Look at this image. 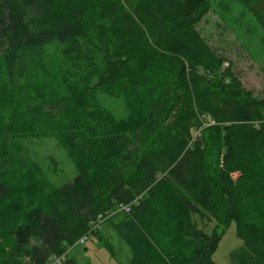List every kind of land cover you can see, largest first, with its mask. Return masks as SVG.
I'll return each instance as SVG.
<instances>
[{"label": "trees", "instance_id": "16d2710c", "mask_svg": "<svg viewBox=\"0 0 264 264\" xmlns=\"http://www.w3.org/2000/svg\"><path fill=\"white\" fill-rule=\"evenodd\" d=\"M233 1L264 48V0ZM210 8L0 0V132L53 137L77 169L47 187L35 171L0 172V264L62 254L60 264H79L70 248L103 224L129 245L128 264H214L232 221L243 242L234 264H264V94L245 88L202 35ZM99 94L119 99L124 114Z\"/></svg>", "mask_w": 264, "mask_h": 264}, {"label": "rangeland", "instance_id": "374dc122", "mask_svg": "<svg viewBox=\"0 0 264 264\" xmlns=\"http://www.w3.org/2000/svg\"><path fill=\"white\" fill-rule=\"evenodd\" d=\"M211 8L198 25L202 35L219 53L225 54L233 63V71L243 86L256 95L264 94V48L261 45L262 31L253 18L242 12L241 5L233 0H210ZM11 76L7 72L3 82L9 85ZM99 101L116 115L124 114L119 99L99 94ZM0 148L6 155L0 160V172L10 171L14 175H38L37 187L60 186L71 181L77 169L64 148L53 137L16 136L0 132ZM22 181L21 184H23ZM39 189L36 191L38 192ZM119 219V218H118ZM116 219V220H118ZM207 232H211L214 220L205 221ZM99 235L89 233L86 240L69 250V255L79 264H128L131 257L129 245L121 239L116 229L108 224L99 228ZM243 246L236 235L232 221L225 229L212 258L214 264H234L232 255ZM22 264H28L23 260Z\"/></svg>", "mask_w": 264, "mask_h": 264}, {"label": "built area", "instance_id": "2783aa9c", "mask_svg": "<svg viewBox=\"0 0 264 264\" xmlns=\"http://www.w3.org/2000/svg\"><path fill=\"white\" fill-rule=\"evenodd\" d=\"M118 209L123 211V212L129 213L131 211V204H121ZM104 218H105V216L102 213H99L95 217L91 218V220L89 221V224L91 226V230L100 226L102 224ZM89 233L80 237L79 240L76 242V244L83 243L86 240L87 235ZM63 259H64V254H62L60 256H52L51 264H60Z\"/></svg>", "mask_w": 264, "mask_h": 264}]
</instances>
